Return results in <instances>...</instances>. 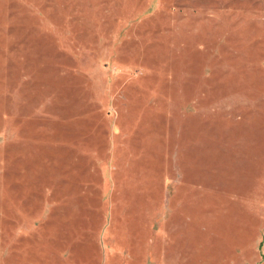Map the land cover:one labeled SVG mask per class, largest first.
Wrapping results in <instances>:
<instances>
[{
	"label": "rangeland",
	"instance_id": "rangeland-1",
	"mask_svg": "<svg viewBox=\"0 0 264 264\" xmlns=\"http://www.w3.org/2000/svg\"><path fill=\"white\" fill-rule=\"evenodd\" d=\"M0 264H264V0H0Z\"/></svg>",
	"mask_w": 264,
	"mask_h": 264
}]
</instances>
